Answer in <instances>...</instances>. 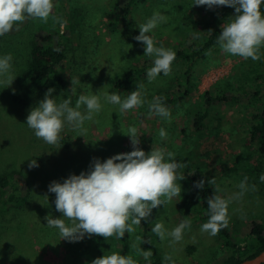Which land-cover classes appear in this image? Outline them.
Returning a JSON list of instances; mask_svg holds the SVG:
<instances>
[{
	"label": "rangeland",
	"instance_id": "obj_1",
	"mask_svg": "<svg viewBox=\"0 0 264 264\" xmlns=\"http://www.w3.org/2000/svg\"><path fill=\"white\" fill-rule=\"evenodd\" d=\"M53 3V26L50 16L47 22L28 18L14 25L7 38L0 37V57L12 55L11 74L16 76L10 87L0 84V174L16 170L30 181L34 193L32 203L13 208L0 221V264H73L71 243L61 240L59 230L57 234L55 228L46 226L45 217L49 214L62 218L55 208V193L48 191L54 181V166L65 173L58 181L63 183L70 175L89 172L92 157L104 161L131 152L133 147L126 134L133 126L138 129V147L143 151L164 148L174 153L177 162L186 164L177 170L178 176L185 177L177 180L181 195L151 213L154 226L161 223L166 230L163 240L154 233L152 244L158 253L174 264H214L227 255L218 233L213 236L201 231L207 221L200 219L201 206L190 183L196 167L202 168L210 180H215L212 185L217 195L230 201L227 227L238 243H245L252 224H264V181L261 180L264 160L250 131L251 113L255 108L251 98L253 90L247 87L248 95L239 92L238 99L229 92L231 86L243 85L244 75L264 60V47L257 61L227 54L219 45L200 50L211 33L221 30L222 25L232 19L235 9L228 6L209 9L193 5L195 0H143L139 3L65 0L64 10L57 11L60 3L58 0ZM155 12L167 17L166 22L148 33L155 46L198 55L195 59L172 63L169 76L161 73L149 83L146 73L153 66L154 57L144 55L145 46L135 37L139 35L138 26ZM59 28L67 43L65 88L54 91L52 97L57 103L70 98V106L75 107L80 95L97 94L101 97L102 110L94 114L92 120L85 121L83 137L78 136L80 130L65 124L59 143L49 145L38 139L26 124L30 111L45 94L29 90L24 72L31 37ZM191 64L194 88L184 95L187 90L184 76ZM129 67L144 69L142 78L130 88L118 87L120 73ZM137 85H143L139 89L144 101L140 107L121 114L119 105L104 99L107 92L117 93L123 100L137 90ZM205 94L213 98L226 96L227 100L212 101L209 105ZM157 96L177 101L164 105L170 110V121L149 114V105ZM80 111L86 112L85 106ZM205 112L208 114L205 127L197 132L195 117ZM161 128L167 133L164 139L159 136ZM33 159L39 166L30 169L28 165ZM245 177L246 191L238 196L239 184ZM184 220L190 221L191 227L183 230L180 241H175L167 233ZM189 246L197 249L193 255L187 251Z\"/></svg>",
	"mask_w": 264,
	"mask_h": 264
},
{
	"label": "clouds",
	"instance_id": "obj_2",
	"mask_svg": "<svg viewBox=\"0 0 264 264\" xmlns=\"http://www.w3.org/2000/svg\"><path fill=\"white\" fill-rule=\"evenodd\" d=\"M262 4L264 0H195L193 5L207 6L209 9L214 6L234 8L235 14L222 25L217 43L227 54L257 61L260 59V49L264 47ZM53 8V0H0V36L9 33L14 25L28 18L47 22ZM166 19L165 15L155 12L145 23L138 26L139 35L135 37L136 41L145 46L144 55L154 57L153 66L146 73L149 83L161 73L169 76L176 58L172 49L156 47L153 38L148 35L158 24L166 22ZM11 61V54L0 57V84H6V87H10L16 78L11 74ZM71 83L73 85L75 81L72 80ZM142 87L143 85H137V90L129 93L123 100L119 94L107 92L104 93V99L108 103L119 105L122 114L143 105L139 91ZM54 91L53 88L48 89L44 99L30 111L26 124L38 139L49 145L59 143L65 124L80 130L81 134L78 136L83 137L86 131L83 127L85 121L92 120L94 114L102 110L101 97L97 94L80 95L75 107H72L70 98L57 103L52 97ZM82 106H85L86 112L80 111ZM153 113L170 121V110L164 106L159 96L154 97L149 105V114ZM126 135L133 147L131 152L114 155L104 162L94 159L89 172L70 175L63 183L53 181L49 185L48 191L55 193V208L62 214V218H53L49 214L45 217L46 226L58 229L61 240L78 242L86 235L103 237L105 240L113 236L122 239L126 233L134 232L133 226L146 220L153 209L181 195L182 188L177 180L181 181L185 177L178 176L177 170L186 167V164L177 162L174 153L164 148L152 147L148 153L143 151L138 147L140 136L134 126L128 129ZM166 135L161 128L160 138L164 139ZM28 166L31 169L39 165L33 159ZM261 180L264 181V176H261ZM246 182L247 177L239 184L241 192L238 196L246 191ZM209 183L215 184V180H210ZM195 187L202 190L204 181L199 180ZM207 203L210 216L201 226V231L214 236L222 227L228 226L230 201L215 195ZM65 220L71 224H66ZM190 227L191 222L184 220L167 235L180 241L183 230ZM152 231L160 239L165 238L163 224L156 223ZM142 255L147 260L152 252L142 251ZM91 264H136V261L130 255L113 252L94 259Z\"/></svg>",
	"mask_w": 264,
	"mask_h": 264
},
{
	"label": "trees",
	"instance_id": "obj_3",
	"mask_svg": "<svg viewBox=\"0 0 264 264\" xmlns=\"http://www.w3.org/2000/svg\"><path fill=\"white\" fill-rule=\"evenodd\" d=\"M58 1L60 5L57 7V11H63V3L65 0ZM141 1L143 0H131V3H139ZM261 11L264 13V4L261 5ZM50 22L53 26L54 8L50 14ZM59 24H62V19H60ZM221 31L222 29L211 33L200 50L207 51L213 46L219 45L217 40ZM8 36L7 34L3 35V37L6 38ZM66 45V36L60 28L55 31L47 30L45 32H39L28 41L24 77L31 92L35 94H45L49 88H53L55 91L65 88L64 74L67 62ZM197 55L198 54L193 52L192 54H187L183 51H178L176 52V58L173 63L182 59H195ZM192 68L193 65L191 64L184 76L187 85V90L184 92V95L189 94L194 88L191 77ZM143 74L144 69L142 68L129 67L124 69L119 75L117 85L118 87L130 88L137 80L142 78ZM244 82L245 83L241 86H231L232 91L229 93L233 94L235 99H238L237 93L243 91L245 95H248L246 92L247 87L253 90L251 92V98L255 102V108L251 113L252 126L250 131L253 140L259 145V153L264 160V60L252 66L251 72L244 75ZM205 97L207 99L206 103L209 105L212 101L222 102L227 100L226 96H217L213 98L209 97V94H205L204 98ZM161 98L164 105L177 102L174 99L171 100L169 97L161 96ZM207 116L208 114L205 112L197 114L195 117L194 123L197 132H201L204 129ZM96 158L97 157L91 158L89 163L91 168L93 166L91 164ZM56 169H58L57 166H54V181L58 182L59 178L65 176V173H60L59 170L57 171ZM199 180L204 181L202 190L195 187ZM209 181L210 179L202 168L196 167L193 170L190 183L200 203V219L203 222L208 221L210 216L207 201L217 195L212 183H209ZM25 191H27L26 194H24ZM33 195L34 193L30 181H27L24 176L16 170L0 174V221L9 214L13 208L24 207L25 204L32 203ZM54 198H56L55 194ZM153 221V216L150 215L146 220H142L140 225H134L136 226L134 228V236L132 233H126L122 239L113 236L105 240L103 237L95 235L88 237L86 235L83 240L70 242L72 263L91 264V262L98 257L116 252L125 256L130 255L133 260L136 261V264H174L171 260L160 255L152 244L154 236V232L152 231L154 227ZM65 222L66 224H71L68 220H65ZM56 230L58 234V229ZM1 235L2 228L0 223V239ZM218 235L224 241L227 255L214 264H240L246 259L255 257L264 250V224L258 222L252 224L249 237L245 243H238L232 236L228 227H222ZM134 248L135 250L133 251ZM147 250H150L152 255L146 260L142 255V251ZM196 250L194 246L187 247V251L190 255H193Z\"/></svg>",
	"mask_w": 264,
	"mask_h": 264
},
{
	"label": "water",
	"instance_id": "obj_4",
	"mask_svg": "<svg viewBox=\"0 0 264 264\" xmlns=\"http://www.w3.org/2000/svg\"><path fill=\"white\" fill-rule=\"evenodd\" d=\"M240 264H264V250L255 257L246 259Z\"/></svg>",
	"mask_w": 264,
	"mask_h": 264
}]
</instances>
